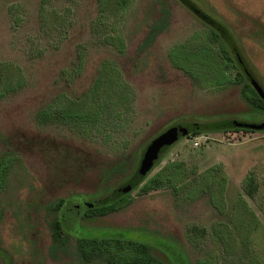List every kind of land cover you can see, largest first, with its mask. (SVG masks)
<instances>
[{"label":"rangeland","instance_id":"rangeland-1","mask_svg":"<svg viewBox=\"0 0 264 264\" xmlns=\"http://www.w3.org/2000/svg\"><path fill=\"white\" fill-rule=\"evenodd\" d=\"M127 1L0 0V156L18 158L0 188V264H87L74 248L81 236L144 242L169 264H249L253 255L264 264V131L188 133L150 174L181 161L188 185L149 193L139 186L120 211L81 217L85 203L135 173L147 144L166 129L264 119L244 100L243 83L224 77L234 79L240 55L264 87V0ZM187 2L229 29V66L210 24ZM66 106L78 108L80 122L63 118ZM45 108L53 114L42 121ZM213 170L199 192L195 186ZM250 171L258 180L254 198L243 190ZM239 196L259 220L247 254L238 232L247 229L245 214L230 223ZM60 198L80 215L65 248L54 247L50 229L49 208ZM229 223L234 235L221 242L214 227L228 235ZM193 227L205 233L194 236Z\"/></svg>","mask_w":264,"mask_h":264},{"label":"trees","instance_id":"trees-1","mask_svg":"<svg viewBox=\"0 0 264 264\" xmlns=\"http://www.w3.org/2000/svg\"><path fill=\"white\" fill-rule=\"evenodd\" d=\"M121 4H128L127 0H119ZM187 5L190 9L195 13V7L187 2ZM202 20L206 23L210 24L212 31L211 40L217 41L220 40V47L223 53V66H229V62H234L233 60V47H231L234 42V38L231 35L229 29L217 21L213 16L208 13H204L200 10V13L197 14ZM153 36L150 35L147 41H152ZM146 41V42H147ZM115 42V41H114ZM122 45V44H121ZM119 49L123 47L117 44ZM244 63L248 67L246 60L242 57ZM236 62L238 63V71L234 77V79H229V76L224 71V77L227 78L225 81L231 80L236 83H243L242 86V96L249 107H254L264 113V100L255 90V88L250 83V80L240 65L238 58L235 57ZM236 63V64H237ZM249 69V68H248ZM251 71V70H250ZM252 72V71H251ZM254 75V73L252 72ZM255 76V75H254ZM10 88V87H9ZM2 95V93H0ZM62 111H65L64 117L65 119H72L80 122L79 119H82L83 116L78 111L76 107H63ZM100 111L94 118L95 121L91 120L92 124L95 123L97 118H100ZM53 112H51L48 108L41 110L38 115L42 121H47L52 116ZM264 118V117H263ZM264 120V119H263ZM242 123V124H240ZM191 124V123H189ZM199 124V128L192 130L189 133H199L207 130H234V131H245V132H255L259 131L248 124L249 122H245L242 120H227L221 123L219 122H211L210 124L204 125L202 123ZM188 125V124H187ZM207 126V127H206ZM188 134V133H187ZM183 137V136H181ZM180 137V138H181ZM179 139V138H178ZM178 139H175L170 145H166L161 150V155L159 159L156 161L153 169L147 174L145 179L137 185L133 187L132 190H126V183L131 179L132 176L125 179V181L120 184L118 187L113 188L112 191L105 197L101 198V202L98 205L92 207H84L82 206V218H94L97 216H106L113 212H118L122 208H124L131 201V192L140 186L141 193H149L152 190H157L160 188H172L173 190H179L183 185H188L187 183V172L186 166L184 162L181 161H170L166 163L161 169H159L156 173L150 176L151 172L155 169V167L163 160L166 156L169 148L174 145ZM142 158V156H141ZM17 156L13 155L9 151L4 152L0 156V188H5L10 179L11 173L14 169V166L17 162ZM119 165H116L111 168H118ZM205 176L207 180L201 182L199 187L195 188L199 192L206 191V185H208V181H211L210 176L213 174L214 170L209 171ZM150 176V177H149ZM190 182V181H189ZM142 184V185H141ZM224 179L220 180L219 186L224 187ZM182 185V186H181ZM198 186V185H197ZM123 187V189H122ZM243 190L244 192L251 198L255 197L256 192L258 191V180L256 174L250 171L243 180ZM197 191V192H198ZM196 192V193H197ZM71 200V199H70ZM69 198H60L54 203L51 204L49 211L53 213L52 220L50 222L51 229V237L52 243L54 247H62L65 248L69 245V240L71 238L70 232L71 227L76 228L75 224L80 220V215H76L77 210L76 207L71 206ZM211 201L215 202L214 197L211 196ZM232 213L230 215V223H236V219L242 218V224L247 228L246 230L238 229V232L242 238V242L244 244L245 249H243V254L250 252L251 245L249 244L250 237L254 231V228L258 224L259 220L256 217V213L250 207L249 203L243 196H239L235 202L232 203ZM239 213V216L238 214ZM71 214L74 216L71 217ZM73 217H75V221H73ZM229 224L228 231L226 235L224 232H221L217 226L214 227V233L219 241L224 242L226 238H232L234 233L230 231ZM192 233L194 236L203 235L205 233V229L203 228H192ZM74 248L80 257L83 263L87 264H169L163 258H161L153 249V247L147 243L135 241L132 239H126L121 236H104V237H78L75 238ZM254 258L255 255L250 257L249 264H255ZM215 264V262L211 259H198L196 264Z\"/></svg>","mask_w":264,"mask_h":264},{"label":"water","instance_id":"water-1","mask_svg":"<svg viewBox=\"0 0 264 264\" xmlns=\"http://www.w3.org/2000/svg\"><path fill=\"white\" fill-rule=\"evenodd\" d=\"M194 11L197 14L200 13V10L198 9H195ZM237 57L239 62L243 63V58L240 55H238ZM243 69L245 70L252 86L264 100V87L260 84L257 78L252 74V72L244 63ZM248 125L254 127L257 130L264 131V120L259 123H251ZM197 128H199V124L197 123H191L185 126L175 125L166 129L165 131L151 139V141L147 144L143 152L137 170L125 185L126 190H132L135 185L141 183L143 179H145L147 174L153 169L156 161L159 159L161 155V150L164 146L170 145L172 142H174L175 139H178L181 136H185L187 133ZM100 202L101 200H94L85 203V207H92L98 205Z\"/></svg>","mask_w":264,"mask_h":264},{"label":"flooded vegetation","instance_id":"flooded-vegetation-1","mask_svg":"<svg viewBox=\"0 0 264 264\" xmlns=\"http://www.w3.org/2000/svg\"><path fill=\"white\" fill-rule=\"evenodd\" d=\"M239 61V60H238ZM240 63V65L243 67V63H244V60H243V63L242 62H239ZM245 64V63H244ZM246 65V64H245Z\"/></svg>","mask_w":264,"mask_h":264},{"label":"built area","instance_id":"built-area-1","mask_svg":"<svg viewBox=\"0 0 264 264\" xmlns=\"http://www.w3.org/2000/svg\"><path fill=\"white\" fill-rule=\"evenodd\" d=\"M195 144L197 145L198 143L196 142Z\"/></svg>","mask_w":264,"mask_h":264}]
</instances>
